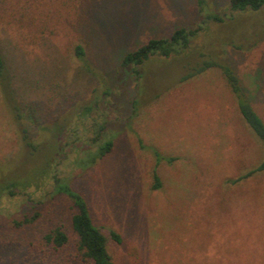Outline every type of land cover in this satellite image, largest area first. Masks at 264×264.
<instances>
[{"label":"rangeland","instance_id":"rangeland-1","mask_svg":"<svg viewBox=\"0 0 264 264\" xmlns=\"http://www.w3.org/2000/svg\"><path fill=\"white\" fill-rule=\"evenodd\" d=\"M208 2L229 20L209 23L184 56L150 58L133 79L120 56L193 25L195 0H0V51L35 146H24L0 107V264H89L53 175L85 199L111 264H264V173L230 183L262 150L217 72L179 83L186 65L214 53L264 121V6L233 12L227 0ZM77 43L91 71L74 58ZM94 100L98 107L83 115ZM102 119L113 149L81 169V151L54 138L50 124L90 136ZM153 149L171 161H157ZM14 181L30 185L10 194L4 187ZM55 226L68 237L59 249L44 240Z\"/></svg>","mask_w":264,"mask_h":264},{"label":"trees","instance_id":"trees-1","mask_svg":"<svg viewBox=\"0 0 264 264\" xmlns=\"http://www.w3.org/2000/svg\"><path fill=\"white\" fill-rule=\"evenodd\" d=\"M228 9L233 12L259 11L264 6V0H227ZM196 12L199 19L190 27H176L167 37H154L138 45L134 50L123 53L119 59V67L122 71L138 79L140 77L139 67L152 57L174 58L181 57L190 52L191 43L200 34L201 31L208 28L209 23L224 24L227 17H223L213 9H209L208 0H195ZM74 58L88 71H91L89 63L85 57V50L82 44L77 43L73 47ZM185 73L180 77L179 83H185L194 77L204 74L206 71H215L219 74L224 85L228 89L236 107V111L252 136L255 138L262 150L261 159L250 169L231 179V184H236L246 180L256 174L264 173V121L252 107L249 96L244 91L240 81L232 67L221 57L215 54H201V58L193 64L186 65ZM13 74L11 73L3 54L0 51V107L5 113L6 122L17 127L21 140L25 147L34 150L35 146L30 140L27 127L23 126L22 119L23 106L18 100L17 92L13 84ZM111 92L105 89L102 92V101ZM101 98V97H100ZM98 100L83 107V115L91 114L94 108L98 107ZM30 119L31 116L29 114ZM39 123V122H38ZM106 120L101 122L93 120L90 126V136L79 134L76 127L68 128L52 122L51 133L59 141L65 138V145L70 149L81 151V158L76 160L79 168H86L95 163L96 160L104 158L113 149L112 136L106 132ZM43 130L47 127L41 126ZM60 137V138H59ZM83 137V138H82ZM58 143V141H57ZM80 143V144H78ZM64 144V143H63ZM79 145V146H78ZM60 152L61 146H57ZM156 160L165 159L170 162V158H164L154 150ZM48 166L50 164H47ZM46 168H43L41 175H46ZM154 177V188L159 187V180L156 174ZM53 193L65 197L71 204L72 214L70 217V227L76 236V248L81 258L89 264H111L110 255L107 252V238L93 224L89 214L88 206L83 196L72 189L69 183L56 175L52 176ZM30 185L29 182H10L4 188L8 189L10 194H14L17 189H24ZM23 222H29L24 218ZM110 237L119 241V237L113 231L109 233ZM44 240L48 245L55 249L62 248L68 241V237L60 226H55L44 235Z\"/></svg>","mask_w":264,"mask_h":264}]
</instances>
